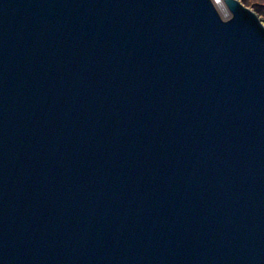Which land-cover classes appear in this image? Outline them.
Masks as SVG:
<instances>
[{
  "label": "water",
  "instance_id": "water-1",
  "mask_svg": "<svg viewBox=\"0 0 264 264\" xmlns=\"http://www.w3.org/2000/svg\"><path fill=\"white\" fill-rule=\"evenodd\" d=\"M223 2L0 0V264H264V26Z\"/></svg>",
  "mask_w": 264,
  "mask_h": 264
},
{
  "label": "rangeland",
  "instance_id": "rangeland-1",
  "mask_svg": "<svg viewBox=\"0 0 264 264\" xmlns=\"http://www.w3.org/2000/svg\"><path fill=\"white\" fill-rule=\"evenodd\" d=\"M214 3L216 2H221L224 5L223 0H212ZM248 6H245L246 8L250 9L252 12H254L256 14V16L259 18V20L261 21L262 25L264 26V0H248L247 3ZM225 7V5H224ZM226 9V7H225ZM227 11V9H226ZM228 13V12H227ZM221 17L223 18V14L220 13ZM226 19V18H224Z\"/></svg>",
  "mask_w": 264,
  "mask_h": 264
},
{
  "label": "bare ground",
  "instance_id": "bare-ground-1",
  "mask_svg": "<svg viewBox=\"0 0 264 264\" xmlns=\"http://www.w3.org/2000/svg\"><path fill=\"white\" fill-rule=\"evenodd\" d=\"M214 6H215V8L217 9V11L219 13H222L223 14V18H226L227 19L228 15H227V12H226V9H225L223 3L216 2V3H214Z\"/></svg>",
  "mask_w": 264,
  "mask_h": 264
},
{
  "label": "trees",
  "instance_id": "trees-1",
  "mask_svg": "<svg viewBox=\"0 0 264 264\" xmlns=\"http://www.w3.org/2000/svg\"><path fill=\"white\" fill-rule=\"evenodd\" d=\"M243 6H248L247 3H248V0H238ZM257 2V0H254Z\"/></svg>",
  "mask_w": 264,
  "mask_h": 264
}]
</instances>
